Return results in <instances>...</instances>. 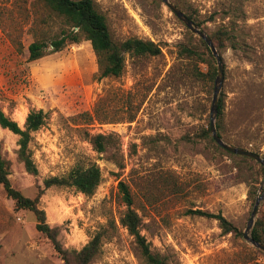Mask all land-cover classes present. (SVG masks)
Here are the masks:
<instances>
[{
	"label": "rangeland",
	"instance_id": "rangeland-1",
	"mask_svg": "<svg viewBox=\"0 0 264 264\" xmlns=\"http://www.w3.org/2000/svg\"><path fill=\"white\" fill-rule=\"evenodd\" d=\"M95 1L114 41H152L161 54L126 55L122 75L105 78L86 40L29 61L28 45L49 43L64 20L49 19L36 0H0V107L22 128L31 110L47 115L30 142L37 175L18 159L20 137L0 126L12 186L34 199L48 178L93 164L102 171L92 196L53 186L40 198L69 261L0 185V264H76L75 253L97 234L101 246L90 264H147L121 224L128 209L121 182L142 235L167 264H264V253L243 238L264 194V167L203 133L215 87L209 72H218L210 49L162 0ZM170 1L198 18L222 58V138L264 158V0ZM98 135L108 137L104 153L93 144ZM195 210L222 214L239 233H224L218 221L189 213ZM263 216L264 202L256 222Z\"/></svg>",
	"mask_w": 264,
	"mask_h": 264
},
{
	"label": "trees",
	"instance_id": "trees-1",
	"mask_svg": "<svg viewBox=\"0 0 264 264\" xmlns=\"http://www.w3.org/2000/svg\"><path fill=\"white\" fill-rule=\"evenodd\" d=\"M36 2L49 12V19H62L66 27L56 37L52 38L49 43L45 40L31 42L27 47L29 61L39 60L48 53L62 51L69 44H79L83 40H86L91 43L97 57L100 76L105 78L122 75L125 68L126 55L158 56L161 54V48L152 41L139 38H131L122 42L114 41L106 18L97 9L95 0H36ZM188 17L199 26L201 25V22L193 14H189ZM201 42L204 46H207L203 40ZM185 52L189 55L196 54L187 48H185ZM209 77L211 81L215 80L216 69L209 72ZM224 114L225 99L221 95L218 103L219 123H217V130L220 136V124ZM46 119L47 115L43 110L33 109L27 115L24 128H22L17 121L8 116L0 107V126L2 129H7L20 137L18 143L20 148L17 152L18 159L24 164L27 172L33 175L38 174V169L30 152L32 133L40 130L45 125ZM203 133L206 137H211L210 128ZM92 140L98 153L106 151L108 137L98 135L93 137ZM9 169V162L2 154L0 143V185L3 186L6 195L15 202L18 209L29 210L36 215V229L51 240L56 251L62 255L64 260L69 261L68 251L62 248L58 240L57 229L50 227L46 223L45 211L39 207L40 198L45 190L53 186L72 187L86 196H92L102 181L100 167L96 164L86 168L76 167L67 176L48 178L44 181V188L34 199L24 196L21 191L12 186L9 179ZM119 191L128 208L121 219L122 226L135 238L147 264H167L160 254L152 252L150 244L147 242L145 236L142 235L141 218L132 209L133 198L128 186L121 182L119 184ZM189 213L218 221L224 233H239L238 228L222 214L202 210L190 211ZM252 235L255 240L264 243V216L263 218H258ZM101 241V234H97L80 252L75 253L74 259L76 264H90L100 250Z\"/></svg>",
	"mask_w": 264,
	"mask_h": 264
},
{
	"label": "water",
	"instance_id": "water-1",
	"mask_svg": "<svg viewBox=\"0 0 264 264\" xmlns=\"http://www.w3.org/2000/svg\"><path fill=\"white\" fill-rule=\"evenodd\" d=\"M162 1L194 35H196L206 43V45L208 46V48L212 53V56L217 61L218 72H217V77L215 79V87H214L211 114H210V118H211L210 133L212 139L218 146L223 148L225 151L237 156L252 159L264 167V158L262 156H260L259 154L253 151L228 144L218 133L216 126V119L218 115L219 96L223 87L225 75H224V66H223L222 58L214 42L212 41L211 37L170 0H162ZM262 202H264V194L256 199L247 227L245 229V232L243 233V238L247 242H249L253 247L264 253V243L255 240L252 235L255 227L256 219L259 213V208Z\"/></svg>",
	"mask_w": 264,
	"mask_h": 264
}]
</instances>
